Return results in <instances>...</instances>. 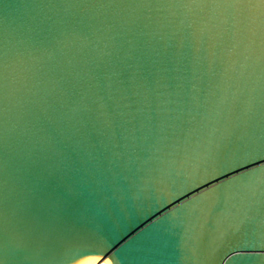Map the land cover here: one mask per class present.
I'll return each mask as SVG.
<instances>
[{"label": "water", "instance_id": "1", "mask_svg": "<svg viewBox=\"0 0 264 264\" xmlns=\"http://www.w3.org/2000/svg\"><path fill=\"white\" fill-rule=\"evenodd\" d=\"M0 264H264V0H0Z\"/></svg>", "mask_w": 264, "mask_h": 264}]
</instances>
